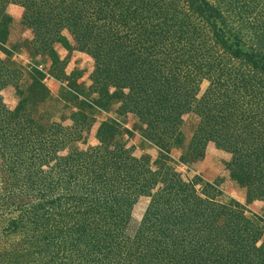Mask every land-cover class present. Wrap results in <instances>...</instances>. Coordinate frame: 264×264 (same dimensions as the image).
<instances>
[{
  "label": "trees",
  "instance_id": "obj_1",
  "mask_svg": "<svg viewBox=\"0 0 264 264\" xmlns=\"http://www.w3.org/2000/svg\"><path fill=\"white\" fill-rule=\"evenodd\" d=\"M10 6L24 9L36 56L56 60L67 31L71 52L94 61L91 93L111 86L165 156L183 142V116L197 114L191 160L209 144L230 154L231 180L248 204L264 203V0H0V27ZM29 74L30 101L9 110L3 92L24 72L0 58V264H264L262 220L219 203L200 177L185 182L167 157L153 170L113 125L100 127L97 147H71L88 116L72 128L43 121L44 75Z\"/></svg>",
  "mask_w": 264,
  "mask_h": 264
},
{
  "label": "rangeland",
  "instance_id": "obj_2",
  "mask_svg": "<svg viewBox=\"0 0 264 264\" xmlns=\"http://www.w3.org/2000/svg\"><path fill=\"white\" fill-rule=\"evenodd\" d=\"M31 34L33 35V40H34V34L32 33V31H31ZM32 42H30V47L32 45L31 44ZM0 43H3V45L6 46V43H4V40L2 38H0ZM11 47H12L11 45L8 46L9 49H12ZM75 47H76V44H75ZM54 48L55 47H53L52 49ZM18 50L20 51L19 48L17 49V52ZM0 52L4 54L5 56H7L8 58H10L9 59L10 62L13 60V57L9 56V54L15 55V53H17L14 51L11 53L10 51H8L7 49L1 46H0ZM52 52L56 56V61L58 59L60 63L61 61L58 58L56 52L54 50H52ZM69 52L71 54L74 51L71 52L70 50ZM32 54H33V49L30 50V55ZM49 56L50 55L46 57H49ZM30 63L31 65L35 64V62H33L31 59H30ZM31 65L30 67H32ZM15 66L22 69L21 64H16ZM22 70L24 72V68ZM27 80H28L27 75L24 74L22 81L20 82L19 86H17L18 88L17 87L9 88V90L7 88V91L5 90L3 92V96H2L4 99L3 102L9 110H11L12 105H15L14 103L16 101H18V104L16 105V108L14 110L17 109L21 101L23 100L30 101V98H28L27 96L28 90H29V82ZM74 88L76 92L78 93L77 96H73L72 93L67 92L66 90H64V92L60 90L56 93L55 97H53L54 100L51 98L50 101L48 99L50 98L51 93L49 92L48 88H46L47 89L46 93L41 92V97L39 101H45V103L46 102L47 103L46 104L44 103L42 106H39V109L38 107H36V110L38 109L37 116L38 117L44 116V118L42 117L43 121L47 123L61 124L62 121L60 120L61 119L59 117L60 115L67 116L66 119H72L71 117L72 112L79 111V113H86L89 111V114L91 115V119H92L90 128L87 130L83 129L81 133L80 142L72 145L71 147L75 146L74 148L81 150V148L84 147V145H87L88 141L91 140L89 133L91 129L94 127V125L96 123H106L111 126L113 125L115 129L119 131L118 136L122 140V142L124 141V143H127L128 147H134L136 149L135 151L136 158L138 159L147 158L149 159L150 166L153 170H157L159 168L156 165V163L158 162L160 164L161 162H163V159H166L167 156H165L162 149H159L157 146L150 144L147 141V139L145 138L146 126L142 124V122L140 121L138 117L134 116L131 113L121 112V101L115 98L116 91L111 86L107 87L108 88L107 93L109 94L110 93L109 90H110L113 94L111 96L110 95L106 96V94L105 95L99 94L101 97L99 102L97 101L99 97L97 99L93 97V94L90 91L91 88L89 90L87 88H86L87 90H84L82 89L83 86L79 87L76 85L74 86ZM107 88H105V90ZM208 88H209V83L206 81L203 82L201 85V91L199 93L200 94L199 99L202 98V96L205 94ZM16 90L18 92L17 94H15ZM82 92L84 93L81 96L80 94ZM124 93L128 94L127 91H125ZM60 97H62L65 103L59 100ZM71 97H73L74 100L70 101ZM109 97L110 99H108ZM94 102H95V107L92 108L94 105ZM100 103L102 104V106L104 105V103L106 104L108 103V105L106 106L105 112L103 111V113L101 112V114L98 111L94 112L95 109L98 108L97 106H99ZM23 107H24V112H28L30 114V106L26 107V105H24ZM71 122L73 124L72 127H74L75 125L74 121H71ZM200 123H201V119L195 113H191V114H187L183 116V122H182V125L180 126V131H179V139L182 140L183 142L181 144L173 146L171 148L170 155L167 157L168 159L172 161V166L175 168L178 174H181V177L184 179L185 182H191L196 177H200L201 179H203L205 183H209L212 186H215L218 190L222 192V197L218 199L219 203L226 204V203L233 202L247 217L252 218L254 220L259 219L264 222V217L254 213L253 210H251L250 208V204H248V202L245 201L247 200L246 199L247 191L245 188L240 187L236 182L232 181L231 178H230V183H228L227 185H224L222 181L217 182L215 181V179H213L212 176L207 177L208 175L204 174L201 171V170H204V169H201L203 166L202 163L207 158L209 146L210 148H213L214 150L221 152V154L223 153L224 156L227 157V159H230L228 163L225 162L226 163L225 166H227L232 161V156L230 154L216 149V147L213 144H209L207 149L205 150V154H204L205 157L203 160L195 161V162L191 160V156L189 153V147L191 145L193 137L195 136L196 132L198 131L200 127ZM87 149H84V150H87ZM67 154L68 152H64L61 154V156H66ZM174 158H176L177 160H174ZM227 159L224 158L223 161ZM206 177L209 179V182H207L208 180ZM230 195H232L236 200L233 199ZM149 203H150V199L148 198L140 199V201L136 205L134 212H133V218L136 222L140 223L142 221V218L146 213ZM6 239L7 238L5 237L3 240L1 239L0 241L5 243ZM11 240L17 241V240H20V238L13 237Z\"/></svg>",
  "mask_w": 264,
  "mask_h": 264
},
{
  "label": "crops",
  "instance_id": "obj_3",
  "mask_svg": "<svg viewBox=\"0 0 264 264\" xmlns=\"http://www.w3.org/2000/svg\"><path fill=\"white\" fill-rule=\"evenodd\" d=\"M24 12H25L24 9H22L21 7L10 6L8 8L5 18L2 22L4 25L1 24V27H0V38H2L5 41L6 46H4L3 43H0V46L7 49L11 53L13 51L17 52L18 48L20 49V51L18 50V52L15 53V55H11V57H13V60L11 62L13 65L21 64L22 69L24 68V74L27 75V79H28L27 81L29 82V88L33 84V79L29 73H32V71L36 69L38 72L44 75V79L41 81V84L43 85V87L48 88L49 92L51 93L50 98L48 99L49 101L51 100V98L53 99L56 93L60 90L62 92L66 90L67 92L72 93L73 96H77L78 93L76 92L74 88L75 85L79 87L83 86L82 89L89 90L93 85L91 76L94 72V61L86 54L80 53L75 50L73 53L70 54L69 51L75 47V44H74L75 42L72 36L68 34V32L65 31L62 33V37L59 43H57L54 46L55 48L53 49L56 52L61 62L67 61L66 66L64 67V70H59V71L56 70L55 67L60 64L58 63L59 62L58 59L56 61V60H53L52 57L50 56L43 57V58L41 56H36L34 53V50H33V54L30 55V50L33 49L32 45L30 47V42L33 41V35L31 34L30 30L23 27L22 22L24 18ZM9 45L12 46L11 47L12 49L8 48ZM0 58L2 60L10 59L4 54H2L1 52H0ZM30 59L33 62H35V64L31 65ZM30 65L32 67H30ZM9 88H15V87H9ZM109 92L110 93L108 95L111 96L113 93L110 90ZM17 93L18 92L16 90L15 94ZM83 93L84 92H82L80 95L82 96ZM93 97L95 99L99 97V99L97 100L98 102L101 99L99 94H93ZM59 100L65 103L62 97H60ZM72 100H74L73 97H71L70 101ZM14 104L15 105H12L11 110H14L16 108L18 101H16ZM94 107H95V102L92 108ZM97 107L98 108H96L94 112L98 111L101 114V112L103 113V111L105 112L106 110L105 108H103L101 103ZM72 113H71L72 119H66L67 116H64V115L59 116L61 118L60 120L62 121L61 124L66 128H72L73 124L71 121H74V117L76 116L79 117L78 116L79 111L72 112ZM84 114L88 116V122H90V125H91L92 119H91V115L89 114V111ZM103 124L104 123H96L94 125V127L91 129L89 133L91 140L88 141L87 145H84V147H82L81 150L87 149L88 147H97L99 145V142L96 140L97 133ZM208 149L209 150L207 153V158L202 163L204 167L202 166L201 168L204 170H201V171L204 174L208 175L207 177L212 176L213 179H215V181L217 182L222 181L224 185H227L228 183H230V174L226 170L225 164L228 163L230 159H227V157H225L223 153L221 154V152L214 150L213 148H210V146L208 147ZM224 158H226L227 160L223 161ZM174 160H177V159L174 158ZM207 180H208L207 182H209L208 178ZM230 196L233 199H235L232 195ZM250 208L251 210H253L254 213L264 217V203L263 202H257V201L253 202L252 204H250Z\"/></svg>",
  "mask_w": 264,
  "mask_h": 264
}]
</instances>
